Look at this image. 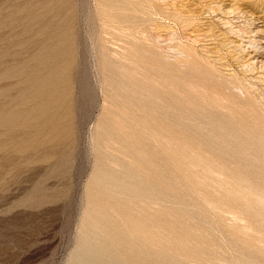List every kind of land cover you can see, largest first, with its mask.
Segmentation results:
<instances>
[{"label":"rangeland","instance_id":"obj_1","mask_svg":"<svg viewBox=\"0 0 264 264\" xmlns=\"http://www.w3.org/2000/svg\"><path fill=\"white\" fill-rule=\"evenodd\" d=\"M66 1L0 0V264H264V0Z\"/></svg>","mask_w":264,"mask_h":264},{"label":"bare ground","instance_id":"obj_2","mask_svg":"<svg viewBox=\"0 0 264 264\" xmlns=\"http://www.w3.org/2000/svg\"><path fill=\"white\" fill-rule=\"evenodd\" d=\"M47 1V0H46ZM50 2L48 4H45V6L47 5L49 8V11L51 12H55L57 11L56 8H58V6L60 5V2H62V0H49ZM132 2H129V4H131ZM100 4H101V8H102V12L110 17V18H115L117 15L113 13V10L115 9V7L117 6V4H115V1L112 0H100ZM120 4V3H119ZM53 5V7H52ZM66 5L69 7L70 11L73 12L74 8H75V0H68L66 1ZM135 5V4H134ZM137 5V4H136ZM90 6V5H89ZM95 6V5H94ZM168 6V5H167ZM176 6V5H175ZM123 7V8H122ZM155 7V6H154ZM170 7V6H168ZM174 7V6H173ZM32 7V2H25V3H21L16 5V8L14 9L17 15H21V14H26V16L32 14L34 12V9H31ZM92 8V7H91ZM139 8V7H138ZM97 9V8H96ZM118 9L121 10H126L129 8H125L124 6H120ZM143 9V8H141ZM168 9V8H166ZM174 10V9H173ZM47 7H44L42 9H39L38 11H35V14L37 16H40L41 14H43L44 12H47ZM89 11V10H88ZM170 11V10H168ZM181 11V10H180ZM90 12V11H89ZM92 12V11H91ZM88 13V12H87ZM86 13V15H87ZM92 14V13H91ZM4 15V14H3ZM90 15H88L87 17L89 18ZM104 16V15H103ZM134 17V16H133ZM83 18V17H82ZM98 18V17H97ZM100 18V17H99ZM138 19V18H136ZM87 20V19H86ZM81 21V20H80ZM136 21V20H135ZM102 22V21H101ZM107 23V21H105ZM75 23V21H74ZM77 23V22H76ZM112 24V23H111ZM115 25V23H113ZM117 24V23H116ZM78 26V25H77ZM112 28V27H111ZM124 28V27H122ZM138 29V28H137ZM7 30V29H6ZM76 32V31H75ZM142 33V32H141ZM144 35V34H143ZM7 36V34H6ZM78 36V35H77ZM76 36V37H77ZM109 36V35H108ZM79 37V36H78ZM110 37V36H109ZM8 38V37H7ZM81 38V37H80ZM79 39V38H78ZM135 40V39H134ZM123 43V42H121ZM130 44V43H129ZM126 45V44H125ZM130 46V45H128ZM80 47V46H79ZM78 47V48H79ZM121 47V46H120ZM125 48V47H123ZM82 50V49H81ZM126 50V49H125ZM68 51V50H67ZM118 51V50H117ZM12 52V51H11ZM25 52V51H24ZM27 52V51H26ZM71 52V51H70ZM120 52V51H119ZM6 53V52H5ZM77 58V57H76ZM123 58V57H122ZM130 59V58H129ZM128 59V60H129ZM132 60V59H131ZM130 60V61H131ZM141 60V59H140ZM139 60V61H140ZM78 64V63H77ZM80 64V63H79ZM135 64V63H134ZM137 66V65H136ZM85 70V69H84ZM128 72V71H127ZM59 73H60V67L55 66L53 67L52 71L50 72L49 77L43 78L42 80H38V83H36V89H38V92H42L45 94L46 99L45 102L41 103L38 107H36L35 109L33 108L32 111L26 115L23 116V120H22V124H26L27 121L31 120V119H40L43 117H46V115L48 114L47 108H49V106H51V102H53L54 100H56L57 98V93H58V88L56 87V82H54V80L56 78L59 77ZM61 76V75H60ZM55 78L54 80L52 78ZM60 78V77H59ZM66 78V77H65ZM50 79V80H49ZM76 81V80H75ZM78 82V81H77ZM7 83V82H6ZM2 86V85H1ZM21 86V85H20ZM34 89V88H33ZM7 94V93H6ZM11 96V95H10ZM29 96V95H28ZM27 96V97H28ZM6 97V96H5ZM26 97V98H27ZM15 112V111H14ZM17 112V111H16ZM32 121V120H31ZM261 134V133H260ZM213 175V174H212ZM246 182V181H245ZM255 194V193H254ZM235 195V194H234ZM263 195V194H262ZM240 196V195H239ZM260 196V195H259ZM247 197V196H246ZM259 199V198H258ZM262 201V200H261ZM256 204H258V202H256ZM255 207V206H254ZM141 232V231H140Z\"/></svg>","mask_w":264,"mask_h":264}]
</instances>
